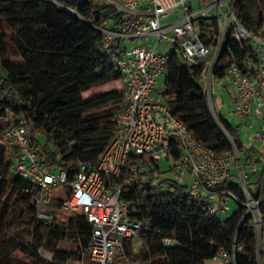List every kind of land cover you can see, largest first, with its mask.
<instances>
[{"label":"trees","instance_id":"1","mask_svg":"<svg viewBox=\"0 0 264 264\" xmlns=\"http://www.w3.org/2000/svg\"><path fill=\"white\" fill-rule=\"evenodd\" d=\"M54 1L0 0V264H69L86 257L91 225L78 214L63 220L59 210L70 194L77 164L96 161L118 132L115 117L123 103L122 92L113 89L90 99H84V94L120 82L110 58L125 43L116 38L101 49L103 35L97 28L119 30L124 14L103 0ZM233 13L247 30L264 29V0H236ZM199 27L208 31V37L202 35L205 43L216 47L217 22L207 20ZM171 47L162 89L170 112L217 156L235 149L243 166H251L253 156L243 146L240 126L216 115L229 140L210 110L199 83L207 60L189 64L176 45ZM231 64L244 75L254 74L258 60L248 39L227 40L212 77H223ZM5 118L13 122L23 118L46 168L66 171L62 195L48 208L53 215L49 224L36 215L40 189L11 171L15 152L1 140ZM169 147L167 159L180 162V141L171 137ZM137 162L145 166L140 173L143 182L124 183L121 199L130 203V217L142 226L138 238L142 248L133 253L131 241L125 240L118 260L111 264H218L215 258L230 254L235 239L240 249L234 264H264L252 219L243 218L245 209L239 204L245 197L233 175L220 188L232 193L239 204L232 200L236 208H230L228 215L209 217L208 203L187 198V183L159 192L160 186L153 185L159 166L150 158L130 154L126 172ZM254 184L257 192L248 190L253 197L260 191L258 210L264 233V179L260 183L258 177ZM62 243L71 249L60 248ZM16 251L25 262L14 258ZM41 251L49 252L51 258Z\"/></svg>","mask_w":264,"mask_h":264},{"label":"built area","instance_id":"2","mask_svg":"<svg viewBox=\"0 0 264 264\" xmlns=\"http://www.w3.org/2000/svg\"><path fill=\"white\" fill-rule=\"evenodd\" d=\"M103 1L123 13L125 23L119 30L97 28L103 35L101 49H106L116 38L124 43L152 38L153 44L125 47L119 54L111 56L122 86L123 103L115 117L118 132L96 161L77 164L70 194L59 210L62 215H81L91 225L87 264H111L114 255L123 250L125 240L139 238L142 226L130 217L131 205L122 200L121 195L124 183L137 185L143 182L140 173L145 171V166L137 162L126 172V161L130 154L146 156L154 162L167 159L171 137L180 141L183 154L180 162H172L169 166L167 177L159 174L154 179L153 185L160 186L159 192L165 190L163 185L170 188L187 183V198L201 204L208 203L209 217L228 215L227 200L239 204L232 193L220 188L232 178V164L235 159L239 160L238 152L233 149L217 156L197 140L167 107L168 99L162 89L168 51L161 44L176 45L187 63L196 64L207 60L213 53L216 59L227 37L235 43L246 39L251 42L258 60L254 74L244 75L235 64H231L224 75L236 89L232 109L234 118L242 120L253 109L258 113L260 125L249 147L264 154V32L247 30L237 21L233 13L236 0H206L205 3V0ZM178 11L184 13L182 19L171 24L161 23L162 18ZM207 20H215L218 25L220 35L214 48L202 39V35H209L206 28L199 26ZM207 65L205 63L203 73ZM211 67L208 75L212 73ZM210 78L205 81L204 91L210 110L216 116L210 100ZM5 123L1 140L7 149L15 152L11 171L40 189L36 215L49 224L53 220L48 211L53 202L52 191L54 187L66 184V171L46 168L23 118L17 122L5 118ZM250 173H256L254 167ZM124 174H127L126 179H123ZM236 177L245 197V202L239 205L245 209L244 216L252 219L259 246L264 234L258 210L260 194L251 196L247 174L242 169L238 170ZM262 179L264 171L260 175V183ZM213 200L218 201L217 206L211 203ZM237 249L240 245L235 239L231 253H221L215 260H220L221 264H234Z\"/></svg>","mask_w":264,"mask_h":264},{"label":"rangeland","instance_id":"3","mask_svg":"<svg viewBox=\"0 0 264 264\" xmlns=\"http://www.w3.org/2000/svg\"><path fill=\"white\" fill-rule=\"evenodd\" d=\"M207 2L206 0L204 1V3ZM184 16V13H182L181 11H178V12H174L172 13L170 16H167L165 18H162L161 19V23L162 24H171V23H174V22H177L179 21L180 19H182ZM152 45L153 44V40L152 38H147V39H143V40H132V41H129L128 43H125V45L127 46V48H132L134 46H137V45ZM220 44V42H219ZM160 46H163L164 49H166L167 51H169L172 47L171 46H168L166 44H161ZM180 54V57L182 58V55L181 53ZM215 57V53H213L210 57H208L206 63L209 64L207 65L206 67V70L205 72L201 74L200 78H199V83L202 85V87L204 88V90L206 89V85H205V81L208 77H211V82H210V100H211V96H212V99H215L216 95L218 94H221V90L214 87V83H215V80L213 79L212 77V73L210 75L209 74V71H210V66L212 65V61ZM120 90L122 92V86H121V83L120 82H116V83H113V84H109L108 86H104V87H100L96 90H92V91H89L87 93L84 94V99H90L92 97H95L97 95H100V94H103L107 91H111V90ZM214 92H215V95H214ZM206 93H208L206 91ZM229 122H231L232 124L236 123L235 122V119L232 118L230 116V118L228 119ZM38 141L43 143V138L42 137H38ZM242 159H244V155H242ZM158 166H159V173L162 175V177H167L168 174H167V171L169 169V166L172 164V161L169 160V159H162V160H159L158 162ZM241 162L237 159L234 160V163L232 164V170H231V174L233 175L235 181L238 183L239 182V179H237V173H238V170H241ZM255 168L256 172L260 173L262 169H264V163H262L261 161H259L258 159H254L253 162H252V165L250 166H246L244 167L243 171L245 174H247L249 176V181H250V184L248 185V188L250 189L251 192L253 193H256L257 192V186L254 184L258 177L260 178V175L258 174H254V173H250V170L251 168ZM165 189H167V186L163 185ZM62 195V186H59V187H54L53 188V191H52V197L53 199L55 198H58V197H61ZM211 203H213L214 205H218V201L217 200H213L211 201ZM227 205L229 208H231L232 210L236 208V204L232 201V200H227ZM69 217V215H62V219L63 220H66L67 218ZM129 241H131V249L133 251V253H137L138 251L141 250L142 248V240L141 239H128ZM60 248H63V249H71V246L67 243H62L60 245ZM74 249V248H72ZM41 253L43 254V256L46 258V259H50L51 258V254L49 252H46V251H41ZM120 252H117L113 259H112V262H116L118 259H117V255H119ZM14 258L17 260V261H20V262H25L24 260V256L22 254H20L19 252H15L14 253ZM69 264H87V260H86V257L81 259V260H75V261H72V262H69Z\"/></svg>","mask_w":264,"mask_h":264},{"label":"crops","instance_id":"4","mask_svg":"<svg viewBox=\"0 0 264 264\" xmlns=\"http://www.w3.org/2000/svg\"><path fill=\"white\" fill-rule=\"evenodd\" d=\"M262 32H264V29H262ZM125 47L127 46L125 45ZM213 79L215 80L214 87L221 90V94L216 95L215 99H212L211 96V105L213 107L214 112L216 113V115H219L220 117L224 118L230 125L240 126L241 140L243 146L247 149L248 153L253 156V160L256 158L262 163H264V154H262L256 148L249 147V143L251 142L254 133L257 131L260 125V117L258 113L253 109V112L250 115L244 117L242 120L235 119L232 114V109L234 98L236 95V89L227 82L225 75L221 78L213 77ZM230 116L235 119L236 123L232 124L231 122H229L228 119L230 118ZM239 161L242 164L241 169L243 170L244 166L240 158ZM262 171H264V169H262L260 173L256 172L254 174L261 175ZM258 247L261 249L262 254H264V234H262V239ZM214 262L221 264L220 260H214Z\"/></svg>","mask_w":264,"mask_h":264},{"label":"water","instance_id":"5","mask_svg":"<svg viewBox=\"0 0 264 264\" xmlns=\"http://www.w3.org/2000/svg\"><path fill=\"white\" fill-rule=\"evenodd\" d=\"M48 1H50V2L56 4V2H55L54 0H48ZM227 40H228V37H227L226 40L224 41V43H223V45H222V48H221V51H220L218 57H216V59H214V62H213V64H212L211 69L214 67V65L216 64V62L218 61V59L222 56L223 51H224V48H225V44H226ZM213 117H214L216 123L218 124L219 128H220V129L222 130V132L225 134V136H226L229 140H231L229 134H228V133L226 132V130L223 128V126L221 125V123L219 122V120L217 119V117H216L215 115H213ZM245 217H246V215L244 216V218H245ZM257 247H258V245H257ZM258 249H259V247H258Z\"/></svg>","mask_w":264,"mask_h":264}]
</instances>
